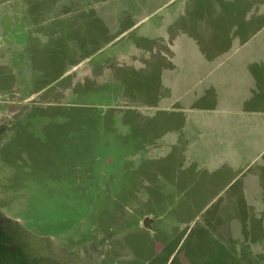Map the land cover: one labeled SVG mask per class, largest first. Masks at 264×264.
<instances>
[{
  "label": "rangeland",
  "instance_id": "obj_1",
  "mask_svg": "<svg viewBox=\"0 0 264 264\" xmlns=\"http://www.w3.org/2000/svg\"><path fill=\"white\" fill-rule=\"evenodd\" d=\"M262 25L264 0H0V264H264V152L225 161L220 128L264 127Z\"/></svg>",
  "mask_w": 264,
  "mask_h": 264
},
{
  "label": "crops",
  "instance_id": "obj_2",
  "mask_svg": "<svg viewBox=\"0 0 264 264\" xmlns=\"http://www.w3.org/2000/svg\"><path fill=\"white\" fill-rule=\"evenodd\" d=\"M259 14L257 13V17ZM261 27H264L262 25ZM264 49L262 47L261 49H258L257 51H261ZM256 50L253 49V47L250 44H244L239 45L238 47H235L232 52L230 53H239L242 57H244L245 53H252ZM193 81H188V84L193 86ZM196 84V83H195ZM193 87H187V89L183 93L177 92V94H186V95H192ZM179 95L177 98L179 99ZM251 113V112H248ZM253 113V112H252ZM264 113V112H261ZM224 131V137L223 140L226 144H230L234 148L240 149L235 155H232L230 158H225V161L229 160H238V158L242 157V151H247L249 154L252 153V156L250 158L255 159L260 154L264 152V127H220Z\"/></svg>",
  "mask_w": 264,
  "mask_h": 264
}]
</instances>
